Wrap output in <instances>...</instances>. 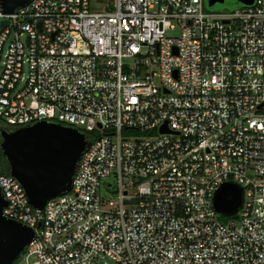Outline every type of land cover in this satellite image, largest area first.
Listing matches in <instances>:
<instances>
[{"label":"built area","instance_id":"built-area-1","mask_svg":"<svg viewBox=\"0 0 264 264\" xmlns=\"http://www.w3.org/2000/svg\"><path fill=\"white\" fill-rule=\"evenodd\" d=\"M97 2L0 3L2 128L87 141L41 210L0 163L2 215L34 232L13 264H264V0ZM224 182L244 191L230 217Z\"/></svg>","mask_w":264,"mask_h":264},{"label":"water","instance_id":"water-1","mask_svg":"<svg viewBox=\"0 0 264 264\" xmlns=\"http://www.w3.org/2000/svg\"><path fill=\"white\" fill-rule=\"evenodd\" d=\"M31 0H0L3 12L12 13ZM224 0H207V6ZM249 5L253 0H236ZM7 20L2 21L6 23ZM40 25V24H39ZM161 132L167 131L161 127ZM87 145L84 134L59 123L39 121L8 131L0 129V153L9 174L23 187L32 208L41 210L46 202L69 192L78 161ZM243 188L233 182L220 185L213 206L223 217H230L242 206ZM6 206L0 191V264H13L33 238V230L2 215Z\"/></svg>","mask_w":264,"mask_h":264},{"label":"rangeland","instance_id":"rangeland-1","mask_svg":"<svg viewBox=\"0 0 264 264\" xmlns=\"http://www.w3.org/2000/svg\"><path fill=\"white\" fill-rule=\"evenodd\" d=\"M92 2H97L98 6L100 8H102L103 6H105V4H107L108 0H91ZM107 1V2H106ZM104 4V5H103ZM240 7V4L236 2V0H224L223 3H216L213 6H211L212 10H218V11H232L235 10L237 8ZM105 183H111L113 187H115V182L113 181V179L111 177H108L105 180ZM107 190V191H106ZM102 189L101 188V196L104 197L107 201V203H111L113 204V200H114V193L111 192V187H109V189ZM105 262V263H104ZM100 263L101 264H115L113 261L107 259V258H101L100 259Z\"/></svg>","mask_w":264,"mask_h":264},{"label":"trees","instance_id":"trees-1","mask_svg":"<svg viewBox=\"0 0 264 264\" xmlns=\"http://www.w3.org/2000/svg\"><path fill=\"white\" fill-rule=\"evenodd\" d=\"M113 2V0H108V3L111 5V3ZM4 124H3V122L0 120V129L2 128V127H5V126H3ZM0 163L2 164V170L4 171V172H8V165H7V163H6V161H5V159H4V157L1 155V153H0ZM223 219H227V218H223Z\"/></svg>","mask_w":264,"mask_h":264}]
</instances>
